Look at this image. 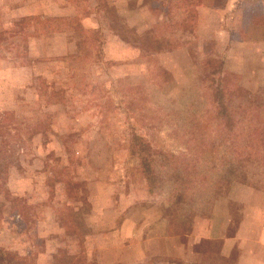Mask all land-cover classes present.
I'll return each mask as SVG.
<instances>
[{"label": "rangeland", "instance_id": "obj_1", "mask_svg": "<svg viewBox=\"0 0 264 264\" xmlns=\"http://www.w3.org/2000/svg\"><path fill=\"white\" fill-rule=\"evenodd\" d=\"M28 15L89 20L82 36H30ZM217 81L264 102V0H0V249L28 264H236L240 220L264 223V176L220 162ZM135 135L160 151L155 181Z\"/></svg>", "mask_w": 264, "mask_h": 264}, {"label": "trees", "instance_id": "obj_2", "mask_svg": "<svg viewBox=\"0 0 264 264\" xmlns=\"http://www.w3.org/2000/svg\"><path fill=\"white\" fill-rule=\"evenodd\" d=\"M19 27L31 29L30 36L73 31L79 33L80 36L85 34V29L77 16L28 15L22 17ZM47 89L48 85L42 80L38 93H45ZM240 95L239 91L232 93L226 85L219 81L215 82L212 88L214 113L216 119L220 121L218 123L224 124L227 134L219 140V145H224V150L220 155V162L229 163L252 177L258 176L260 178V174L264 176L262 170L258 168V166L264 167V102L256 101L248 96H245V100L241 99L242 101L240 100V102L238 101ZM130 148L131 152L139 157V165L146 180L148 182L155 181L157 179V171L154 165L157 160L154 154L160 153V151L152 149L146 141L137 135L130 143ZM168 156V158H165L166 162L168 165L172 162L171 166L173 167L176 165L174 161H171V157H174V154H168ZM172 170L176 177V183L182 184V174L177 172L176 168ZM65 185L69 189L78 186L72 185V181L66 182ZM184 187L181 186L180 190L175 194V202L177 204H181L185 200ZM186 217L181 220V224L178 223L177 225L178 228H183L184 231L190 229L187 221L189 216ZM81 254L82 252H79L73 256L77 263L85 262V258ZM14 260L18 262L16 264H28L26 257L15 254L10 255L0 249V264H13ZM176 264L184 263L178 261Z\"/></svg>", "mask_w": 264, "mask_h": 264}, {"label": "crops", "instance_id": "obj_3", "mask_svg": "<svg viewBox=\"0 0 264 264\" xmlns=\"http://www.w3.org/2000/svg\"><path fill=\"white\" fill-rule=\"evenodd\" d=\"M84 20L87 22L89 18ZM235 235L242 243L236 264H264V223L240 220Z\"/></svg>", "mask_w": 264, "mask_h": 264}]
</instances>
